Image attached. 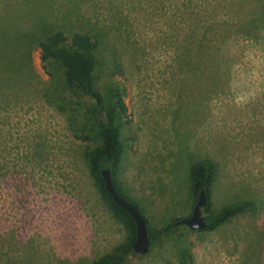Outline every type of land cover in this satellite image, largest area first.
<instances>
[{
	"label": "rangeland",
	"instance_id": "1",
	"mask_svg": "<svg viewBox=\"0 0 264 264\" xmlns=\"http://www.w3.org/2000/svg\"><path fill=\"white\" fill-rule=\"evenodd\" d=\"M229 1L0 0L15 26L42 17L103 35L97 82L103 92L122 83L129 113L119 181L151 227L191 215L197 158L218 164L215 210L259 205L215 230L179 225L128 264H191L185 249L193 264H264V0ZM22 66L16 85L0 89V264H90L129 234L84 158L105 114L57 87L38 50ZM83 131L89 140L75 136Z\"/></svg>",
	"mask_w": 264,
	"mask_h": 264
},
{
	"label": "trees",
	"instance_id": "2",
	"mask_svg": "<svg viewBox=\"0 0 264 264\" xmlns=\"http://www.w3.org/2000/svg\"><path fill=\"white\" fill-rule=\"evenodd\" d=\"M243 1L245 0H238L237 3L242 4ZM228 3L230 7L237 4L236 0H230ZM241 7L244 8V5L242 4ZM9 8L10 3L8 2L3 5L2 9L5 10L0 12V89L6 85H12L13 82V86L16 85L17 75H13L15 72H20L24 59L28 58L34 50H38L43 69L52 80H55L57 87L62 86L63 89H69L92 99L93 111L96 114H105V122L97 126L99 128L97 143L86 145L84 158L103 198L126 223L129 234L126 241L96 257L90 264H128L129 256L136 254L133 249L137 236L136 223L131 214L119 206L106 190L102 175L104 168H110L120 194L132 202L145 217L152 242L151 250L161 245L168 232L179 227L176 222L182 217L174 219L164 227H151L141 205L120 184V165L123 157L121 127L125 121H129L126 91L122 83L112 81L108 84V90L103 92L98 85L96 75L99 54L104 50L108 51L109 47L103 35L101 36L98 32L52 29V25L43 21L42 17L37 21L34 20L33 26L26 28L15 26L13 23H15L16 13L15 10H9ZM216 8V4H211L209 9ZM259 10L261 12H257V16L264 17V9ZM255 19L258 20V17L251 20L255 21ZM41 22L44 23L41 25ZM254 26H258V23L256 22ZM260 38L258 37V40ZM225 65L228 64L225 63L224 67ZM75 134L78 139H90V135L84 131L81 134ZM218 172L217 162L208 157L197 158L190 168V189L195 198V204L202 190H205L208 199L204 212L209 227L202 230H215L232 222L240 215L256 213L259 210L258 203L251 199L236 200L215 210L213 193ZM181 258L183 262L190 260L193 264L186 249L181 254Z\"/></svg>",
	"mask_w": 264,
	"mask_h": 264
},
{
	"label": "water",
	"instance_id": "3",
	"mask_svg": "<svg viewBox=\"0 0 264 264\" xmlns=\"http://www.w3.org/2000/svg\"><path fill=\"white\" fill-rule=\"evenodd\" d=\"M102 175L105 181L106 190L110 193L114 201L128 211L136 223L137 236L133 243L136 254L147 255L151 251L152 242L149 236L148 223L142 212L123 195L120 194L115 186L110 168H104ZM207 195L202 190L190 216L179 219L177 225H185L191 230H202L209 227L204 208L207 204Z\"/></svg>",
	"mask_w": 264,
	"mask_h": 264
}]
</instances>
